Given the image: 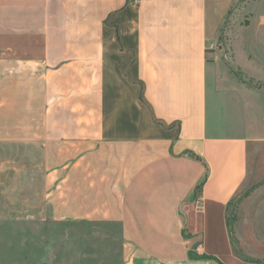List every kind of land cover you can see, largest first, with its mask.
<instances>
[{
	"label": "crops",
	"instance_id": "crops-1",
	"mask_svg": "<svg viewBox=\"0 0 264 264\" xmlns=\"http://www.w3.org/2000/svg\"><path fill=\"white\" fill-rule=\"evenodd\" d=\"M236 1L0 0V141L40 145L54 218L118 224L123 264H264L229 219L264 102L208 56Z\"/></svg>",
	"mask_w": 264,
	"mask_h": 264
},
{
	"label": "rangeland",
	"instance_id": "rangeland-1",
	"mask_svg": "<svg viewBox=\"0 0 264 264\" xmlns=\"http://www.w3.org/2000/svg\"><path fill=\"white\" fill-rule=\"evenodd\" d=\"M208 56L246 106L264 102V0H237ZM45 165L40 145L0 141V264H123L118 224L54 218ZM249 166L230 226L236 250L263 260L264 140L250 149Z\"/></svg>",
	"mask_w": 264,
	"mask_h": 264
},
{
	"label": "trees",
	"instance_id": "trees-1",
	"mask_svg": "<svg viewBox=\"0 0 264 264\" xmlns=\"http://www.w3.org/2000/svg\"><path fill=\"white\" fill-rule=\"evenodd\" d=\"M203 184H204V181H202V182L199 183V185H198V187H197V191H198V192H201ZM83 221H84V220H83ZM62 222H64V221H62ZM67 222H70V221H67ZM80 222H81V221H80ZM85 222H88V221H85ZM121 239H122V243H123V238H122V236H121Z\"/></svg>",
	"mask_w": 264,
	"mask_h": 264
},
{
	"label": "built area",
	"instance_id": "built-area-1",
	"mask_svg": "<svg viewBox=\"0 0 264 264\" xmlns=\"http://www.w3.org/2000/svg\"><path fill=\"white\" fill-rule=\"evenodd\" d=\"M136 1V3H140V0H135Z\"/></svg>",
	"mask_w": 264,
	"mask_h": 264
}]
</instances>
